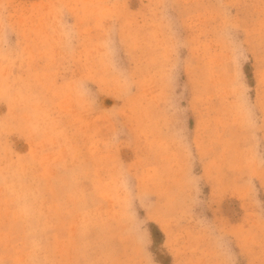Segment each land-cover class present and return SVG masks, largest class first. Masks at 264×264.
Listing matches in <instances>:
<instances>
[{"label": "rangeland", "instance_id": "1", "mask_svg": "<svg viewBox=\"0 0 264 264\" xmlns=\"http://www.w3.org/2000/svg\"><path fill=\"white\" fill-rule=\"evenodd\" d=\"M0 264H264V0H0Z\"/></svg>", "mask_w": 264, "mask_h": 264}, {"label": "trees", "instance_id": "2", "mask_svg": "<svg viewBox=\"0 0 264 264\" xmlns=\"http://www.w3.org/2000/svg\"><path fill=\"white\" fill-rule=\"evenodd\" d=\"M152 232H153V235H154V236H161V233H160V231H159L157 228H154V229L152 230Z\"/></svg>", "mask_w": 264, "mask_h": 264}]
</instances>
